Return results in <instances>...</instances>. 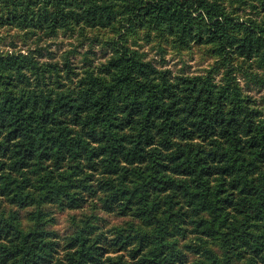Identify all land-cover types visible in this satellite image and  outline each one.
<instances>
[{"label": "trees", "instance_id": "trees-1", "mask_svg": "<svg viewBox=\"0 0 264 264\" xmlns=\"http://www.w3.org/2000/svg\"><path fill=\"white\" fill-rule=\"evenodd\" d=\"M2 30L109 50L0 47V199L29 221L0 208V264H264V0H0ZM48 205L83 210L62 245Z\"/></svg>", "mask_w": 264, "mask_h": 264}, {"label": "rangeland", "instance_id": "rangeland-1", "mask_svg": "<svg viewBox=\"0 0 264 264\" xmlns=\"http://www.w3.org/2000/svg\"><path fill=\"white\" fill-rule=\"evenodd\" d=\"M3 34H8L4 42L0 43L1 48H19L22 50H27L29 48L36 49L40 48L42 50L41 59H50L61 60L63 54L67 50L69 52L72 61L77 64L79 67L83 66L86 59L88 58L90 63L98 64L105 60L106 52L109 50V47L106 46L103 49L100 44L101 36L97 37L96 34L87 33L89 38L80 37L78 34L74 36H59L57 38H49L47 40L40 41L39 44L34 43L33 39L28 42H23L22 39L18 36L17 31L11 30L10 33H6L5 30H2ZM11 34V35H10ZM104 39L113 36L111 33L102 34ZM97 37V40L91 38ZM11 43L16 44L15 46ZM133 44V42H132ZM136 48L146 52L147 57L155 60L158 65L164 64V66L170 67L174 73H196L202 72L207 68L210 62L208 57H203L198 51L193 52L192 54L177 55L173 52L172 49H168L165 54L166 61L163 62V59L158 52V49L153 46L154 43H148L145 40H137L135 43ZM134 44V45H135ZM53 53V56L50 54ZM162 63V64H161ZM242 86L245 91L253 94L257 97L264 95V86L259 87L254 82H249V85H246L245 80L242 78ZM0 208L6 210L7 212L14 208L20 213L22 222L27 226L29 221L26 219V209H18L16 206L9 205L4 200L0 199ZM85 209V208H84ZM46 210L50 212V216L54 220L50 223L51 229H55L58 232V238L64 244L65 236L73 232L75 229V222L79 221V218L82 217L83 210L81 209H60L56 205L46 206ZM89 212V210H87ZM101 219L95 220L102 227H110L113 223H119L121 218L113 216L112 214H106L99 211ZM76 216L77 220H73V217ZM63 247H61L62 249Z\"/></svg>", "mask_w": 264, "mask_h": 264}]
</instances>
